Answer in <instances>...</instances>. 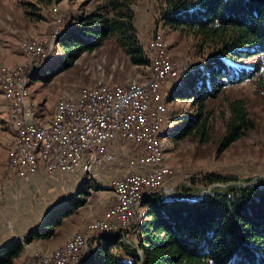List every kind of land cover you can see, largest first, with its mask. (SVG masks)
Instances as JSON below:
<instances>
[{
    "label": "trees",
    "instance_id": "1",
    "mask_svg": "<svg viewBox=\"0 0 264 264\" xmlns=\"http://www.w3.org/2000/svg\"><path fill=\"white\" fill-rule=\"evenodd\" d=\"M140 1L97 0L93 11L63 28L55 45L62 57L54 68L42 64L36 72L27 74L28 79L48 84L72 68L83 54L98 50L109 39L115 41L131 65L148 67L147 51L135 29L134 7ZM163 7L158 24L193 37L200 49H211L201 66L178 75L169 101H189L195 113L178 116L168 135L173 142L193 137L205 141L209 101L260 71L245 66V62L264 58V0H164ZM229 112L220 151L254 128L241 100L232 101ZM226 182L215 175L204 180L207 186ZM86 189L83 182L76 194L79 199L46 214L25 243L56 237L63 220L85 203L81 197ZM142 207L143 219L133 229L138 237L134 251L119 236L101 235L88 242V256L77 264H264V184L231 186L193 201L164 200L155 195L145 199ZM23 254V245L13 240L0 249V264H16Z\"/></svg>",
    "mask_w": 264,
    "mask_h": 264
},
{
    "label": "rangeland",
    "instance_id": "2",
    "mask_svg": "<svg viewBox=\"0 0 264 264\" xmlns=\"http://www.w3.org/2000/svg\"><path fill=\"white\" fill-rule=\"evenodd\" d=\"M163 3L164 0L140 1L134 7L135 29L142 47H145L147 41L154 38L156 34H160V41L165 44L170 59L179 69L177 79L178 75L188 68L201 66L211 54V49H200L197 40L193 37L171 31L158 24L159 14L164 8ZM96 4L97 0H0V71L4 68L8 71L22 68L28 76L36 72L41 68L42 62L24 53L20 49V44L29 41L42 44L48 42L52 33L53 12L62 20V28L59 30L61 33L63 28L74 19L93 11ZM55 45L56 41L50 51L51 59L46 62L47 65L50 64V68H54V64L62 57L61 50ZM245 66L257 68L260 71L252 79L226 88L216 100L209 101L207 105L209 133L205 141L200 137H193L173 142L169 138L168 134L176 126L178 116L194 114L195 109L189 101H169L170 93L174 90L178 80H175L174 84L166 85L167 114L161 135L163 155H161L162 161L159 167L162 170H169L171 176L165 180L159 190V194L165 196L161 199L186 198L196 194L198 195L195 198H198L203 192L211 194L216 190H225L231 186L248 187L264 184V79H262L264 58L255 57L246 61ZM147 77L148 67L131 65L128 57L115 41L109 39L98 50L83 54L72 68L57 75L48 84L41 80L32 82L28 79V101L35 111V120L47 123L51 119L57 102L62 98L72 97L83 87L142 83ZM234 100H241L244 103V110L254 128L228 149L220 151L219 143L230 118L229 104ZM7 106L8 103L0 90V216L5 220V227L11 230L13 228L12 217L15 218L21 211L28 210L40 214L46 211L43 214L45 217L54 209L78 198L75 194L80 183L76 184L64 179L55 181L52 177H49L53 179L52 181L48 179L38 185L26 186L14 184L16 182L12 183L13 180L9 179L7 168L15 132H13V122ZM209 175L225 178L227 182L207 186L204 180ZM83 178L87 189L81 199L85 203L76 210L75 214L81 218H83L82 212L91 202L100 184L89 174L84 175ZM106 184L109 188V181ZM102 191L109 196L108 207H110L114 201L112 191L110 188ZM165 191L172 197L168 198ZM143 214L144 209L141 203L136 208L138 223L143 219ZM29 217H34V215ZM97 218L99 217L82 220L84 226L73 235L84 233L88 224L96 221ZM134 225L135 223H133V229ZM133 229L130 232V243L131 246L137 248L138 237L136 238ZM115 236L121 237L122 242L127 245L124 236ZM93 239L96 237L92 236L91 240ZM18 241L23 245V249H26L28 244L24 245L22 241ZM60 248L47 252L24 249L23 262L29 264L31 259L36 257L40 259L43 255L52 254Z\"/></svg>",
    "mask_w": 264,
    "mask_h": 264
},
{
    "label": "built area",
    "instance_id": "3",
    "mask_svg": "<svg viewBox=\"0 0 264 264\" xmlns=\"http://www.w3.org/2000/svg\"><path fill=\"white\" fill-rule=\"evenodd\" d=\"M61 28L62 20L53 12L49 40ZM25 49L27 55L41 60L49 54V41L42 52H34V47L27 44ZM145 49L147 58L152 60V81L148 86L143 90L103 86L98 91L79 90L70 98H62L50 133H40L30 124L31 113L24 97L25 71L19 76H7L13 79L12 103L7 107L19 125L13 164L7 168L10 179L26 180L39 174L51 177L76 171L93 174L94 169L112 164L124 154L130 169L126 175L109 181L110 188H116L118 203L89 224L75 246H70L58 259L36 257L29 264H75L85 255V246L94 235H122L134 251L130 232L137 218L135 202L144 196L165 197L159 190L171 173L159 167L155 140L166 119L163 113L166 85L175 83L179 69L160 41V34L148 40ZM35 156H43V164H35ZM165 195L169 196L167 191Z\"/></svg>",
    "mask_w": 264,
    "mask_h": 264
},
{
    "label": "crops",
    "instance_id": "4",
    "mask_svg": "<svg viewBox=\"0 0 264 264\" xmlns=\"http://www.w3.org/2000/svg\"><path fill=\"white\" fill-rule=\"evenodd\" d=\"M123 156L125 159L121 158L122 156H118L116 158L117 160L113 162L112 164H106L102 167L94 169L93 174H91V176L93 175L92 176V178H94L93 180L99 181L100 184H98L97 191L94 193V196H92L91 202L87 205L86 209L88 210L86 211L85 209V211L82 212L83 218L75 216L76 214V211H75L71 216L64 219L61 226L57 228L56 237L49 239V240L33 241L32 243L27 245L28 248L26 247V249L25 248L24 249L25 250L27 249L41 250L43 252L54 251L55 249H58L61 246H63V244L74 233L82 229V227L84 226L82 222L87 220V218L89 220L90 218H93L96 216L97 217L102 216L106 208H108L110 204L109 196L105 194L106 193L105 191H102V190L109 189L106 183L113 178L122 177L130 171L127 165V162H126L125 154ZM5 166H6V158H5ZM145 170H142V171H145ZM83 176H84L83 173H81L80 171H76L73 174H60L59 176L54 175L51 177L54 178L55 181L56 179H61V180L64 179L70 182H74L76 184L80 183L81 185L84 180ZM52 178L39 174V175L34 176L31 179L13 180L12 183L16 182L14 184H19V185L24 184L26 186L33 185V184L38 185L44 181L45 182L48 181V179L52 181L53 180ZM25 181H28V182L25 183ZM43 214H40L39 212H30L28 210L21 211L15 218L12 217V221H13L12 227L13 228L11 230L5 227V220L3 217L0 216V249L6 246L7 244H9L11 241H13L14 237L22 238V239L17 238L15 239V241L20 240L24 242V239L27 237V235L30 232L40 227L42 219L44 218ZM30 215H34V217H29ZM23 244L25 245V243ZM132 247L133 249H135L134 246ZM23 261H24V257L22 256L18 261H16V264H22L24 263Z\"/></svg>",
    "mask_w": 264,
    "mask_h": 264
},
{
    "label": "bare ground",
    "instance_id": "5",
    "mask_svg": "<svg viewBox=\"0 0 264 264\" xmlns=\"http://www.w3.org/2000/svg\"><path fill=\"white\" fill-rule=\"evenodd\" d=\"M59 35H60V31H58L57 34L53 35V39L49 40V54L45 55L40 60L42 62V64H45L46 62H48L51 59L50 58V51H52V47L54 45V42L57 40ZM47 43L48 42H46L45 44H42V43H37L36 41L23 42L20 44V49L24 53L27 54V49H25V44H27V47H34V52H42L44 45H46ZM163 45L165 46L164 43H163ZM165 50L167 51L166 46H165ZM151 67H152V60H151V58H149L148 77L142 83H130V84H125V85H123V84L122 85H115V84L96 85L93 87H83L80 89V92L81 93H88V90L89 91H98L103 86H104V88L117 89V90H124V87H129V88L134 89V90H143V87L148 86V84H150L152 81ZM23 72H24V70H22V68L17 69L15 71H8V69L6 70L4 68V70L0 71V90L2 92L3 97L6 99L8 105H10L12 103V94L11 93H12V89H13V79H7V76H19V75L23 74ZM28 82H29L28 77L24 73V75H23L24 97H25V105H27V109L30 110V113H31L30 114V124L33 125L36 128V131H38L40 133H50L52 131V129H54L53 120H55L57 108L61 107V100L57 102L49 122L41 123V122L36 121L35 120V111L33 110L32 106L30 105V103L28 101V86H27ZM9 111H10V116L12 119L11 121L13 122V128H14L15 135H14L13 143H12V146L10 149V154H9V159H8V168H10L13 164L14 145L17 144L18 140H19V125H17L16 120H14L13 115L11 114V109H9ZM163 113H164V116L166 118L167 110H166L165 98L163 100ZM165 122H166V119L163 120V130L161 132H157L156 140H155V154H156V156H158V164L159 165L162 161L161 155H163V144H162L163 139H162L161 135L164 131ZM35 164H43V156H35ZM83 174L84 175H88V174L91 175L92 172H84ZM109 188H110V183H109ZM110 189L112 191L113 199H114V201L112 203V205H113L114 203H118V196H116V188H110ZM149 197H151V196L140 197L137 200V202H135V215H136V208L145 199H147ZM171 197L172 196H170V198ZM137 220H135V224L138 223ZM94 222H92L90 224H93ZM88 226H89V224H88ZM81 235H82L81 233H77V234L73 235L62 248L53 252L52 254L43 255L40 259H58L63 253L67 252V250L70 248V246H75V244L80 239ZM94 236L96 238H98L101 235H94ZM14 241H15V239H14ZM17 242H19V241L17 240ZM22 243H24V242H22ZM136 252L139 255L141 254L137 249H136ZM88 253H89V247H88V243H87V246H85V255L80 256V258L75 262V264H77L79 261H81V259H84L86 256H88Z\"/></svg>",
    "mask_w": 264,
    "mask_h": 264
},
{
    "label": "water",
    "instance_id": "6",
    "mask_svg": "<svg viewBox=\"0 0 264 264\" xmlns=\"http://www.w3.org/2000/svg\"><path fill=\"white\" fill-rule=\"evenodd\" d=\"M77 194V193H76ZM196 195H198V194H196ZM196 195H194V196H189V197H177L176 199H180V200H190V201H193V200H197V199H200V198H202V197H204L205 195H207V193L206 192H203L201 195H200V197H198V198H195V196ZM112 239H114V240H118V237H114V238H112ZM26 242V238L24 239V243ZM140 259L141 260H143V257H142V253L140 254Z\"/></svg>",
    "mask_w": 264,
    "mask_h": 264
}]
</instances>
